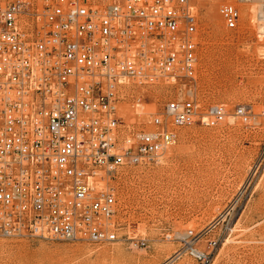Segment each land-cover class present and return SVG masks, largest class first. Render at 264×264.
Listing matches in <instances>:
<instances>
[{
  "label": "built area",
  "instance_id": "built-area-1",
  "mask_svg": "<svg viewBox=\"0 0 264 264\" xmlns=\"http://www.w3.org/2000/svg\"><path fill=\"white\" fill-rule=\"evenodd\" d=\"M221 13L239 26L237 6ZM197 33L192 0H0V235L121 239L118 170L158 165L179 127L229 115L195 96ZM161 83L170 97L153 128L127 122L120 102ZM234 115L251 119L242 104ZM188 236L209 264L218 239L202 251L191 243L202 234Z\"/></svg>",
  "mask_w": 264,
  "mask_h": 264
},
{
  "label": "rangeland",
  "instance_id": "rangeland-1",
  "mask_svg": "<svg viewBox=\"0 0 264 264\" xmlns=\"http://www.w3.org/2000/svg\"><path fill=\"white\" fill-rule=\"evenodd\" d=\"M192 2L199 43L195 96L205 109L225 106L228 117L179 127L158 165L118 170L112 184L118 219L127 225L121 239L0 235V264H197L187 250L191 230L202 234L191 242L199 250L218 239L209 264H264V0ZM228 3L241 12L234 29L221 13ZM168 90L164 83L134 89L119 111L151 130V115L163 110ZM239 104L251 113L248 122L234 115Z\"/></svg>",
  "mask_w": 264,
  "mask_h": 264
},
{
  "label": "bare ground",
  "instance_id": "bare-ground-1",
  "mask_svg": "<svg viewBox=\"0 0 264 264\" xmlns=\"http://www.w3.org/2000/svg\"><path fill=\"white\" fill-rule=\"evenodd\" d=\"M263 10V9H262ZM261 9H260V11H262ZM264 11V10H263ZM262 13H264V12H262Z\"/></svg>",
  "mask_w": 264,
  "mask_h": 264
}]
</instances>
